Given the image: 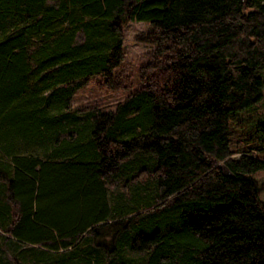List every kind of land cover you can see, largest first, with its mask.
<instances>
[{
	"label": "trees",
	"instance_id": "1",
	"mask_svg": "<svg viewBox=\"0 0 264 264\" xmlns=\"http://www.w3.org/2000/svg\"><path fill=\"white\" fill-rule=\"evenodd\" d=\"M263 99L264 0H0V264H264Z\"/></svg>",
	"mask_w": 264,
	"mask_h": 264
},
{
	"label": "rangeland",
	"instance_id": "2",
	"mask_svg": "<svg viewBox=\"0 0 264 264\" xmlns=\"http://www.w3.org/2000/svg\"><path fill=\"white\" fill-rule=\"evenodd\" d=\"M148 28V23L144 21H130L124 27V50L125 61L124 64L130 72V76L135 84H139V67L144 64L148 57L147 51L151 48L149 44L138 42L135 40V35ZM128 94V90L121 89L119 91L101 90L94 82H91L83 89L79 90L74 98V105L86 107H100L105 110L114 109L116 104ZM257 116H262L264 112V99L261 104L255 108ZM264 116V115H263ZM262 121V120H261ZM240 131H235L231 134L232 146H244L251 141L242 139L241 128ZM264 147V141L262 142ZM264 155V152L256 151ZM259 182L260 197L264 200V170L255 173Z\"/></svg>",
	"mask_w": 264,
	"mask_h": 264
},
{
	"label": "water",
	"instance_id": "3",
	"mask_svg": "<svg viewBox=\"0 0 264 264\" xmlns=\"http://www.w3.org/2000/svg\"><path fill=\"white\" fill-rule=\"evenodd\" d=\"M224 169H225L226 173H228V174L230 173L229 170L227 169V167L224 166Z\"/></svg>",
	"mask_w": 264,
	"mask_h": 264
}]
</instances>
